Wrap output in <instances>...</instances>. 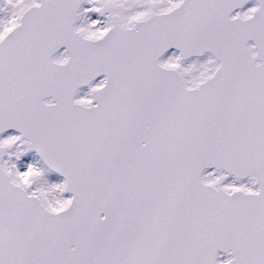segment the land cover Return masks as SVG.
Here are the masks:
<instances>
[{
    "label": "snow or ice",
    "instance_id": "obj_1",
    "mask_svg": "<svg viewBox=\"0 0 264 264\" xmlns=\"http://www.w3.org/2000/svg\"><path fill=\"white\" fill-rule=\"evenodd\" d=\"M0 264H264V0H0Z\"/></svg>",
    "mask_w": 264,
    "mask_h": 264
}]
</instances>
